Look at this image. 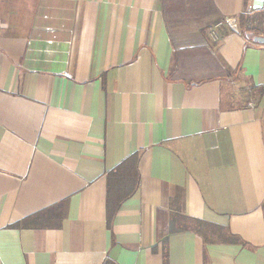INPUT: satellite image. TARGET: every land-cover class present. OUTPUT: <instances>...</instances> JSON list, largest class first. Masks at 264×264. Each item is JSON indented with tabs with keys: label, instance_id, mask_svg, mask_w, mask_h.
Masks as SVG:
<instances>
[{
	"label": "crops",
	"instance_id": "0c3cea01",
	"mask_svg": "<svg viewBox=\"0 0 264 264\" xmlns=\"http://www.w3.org/2000/svg\"><path fill=\"white\" fill-rule=\"evenodd\" d=\"M247 2L0 16V264H264V21L240 28L264 8ZM134 153L108 225L106 172ZM177 209L206 224L170 232Z\"/></svg>",
	"mask_w": 264,
	"mask_h": 264
},
{
	"label": "trees",
	"instance_id": "16d2710c",
	"mask_svg": "<svg viewBox=\"0 0 264 264\" xmlns=\"http://www.w3.org/2000/svg\"><path fill=\"white\" fill-rule=\"evenodd\" d=\"M248 0H246V3ZM256 16L254 19L252 16ZM240 28L242 32L250 31L244 30L243 25L249 26L250 20H253V24L256 21L261 20V25L264 21V11L255 12L252 15H243L240 16ZM256 24H254L255 26ZM138 154L134 153L121 162H119L113 169L106 172V212H107V224L117 211L118 207L128 197L132 196L138 188V170H137ZM261 207L264 211V199L261 203ZM175 215H172L170 222V232L184 231L186 229H193L195 225H203L206 222L189 218L184 214H181V210H175ZM183 220L186 223L180 226H176L175 222Z\"/></svg>",
	"mask_w": 264,
	"mask_h": 264
},
{
	"label": "rangeland",
	"instance_id": "374dc122",
	"mask_svg": "<svg viewBox=\"0 0 264 264\" xmlns=\"http://www.w3.org/2000/svg\"><path fill=\"white\" fill-rule=\"evenodd\" d=\"M26 2V3H25ZM0 0V16L1 17H17L19 14H23V15H28V12L29 10L31 9V4H32V0ZM3 3H5L7 6L5 7H1V6H4ZM11 3H15L17 5H13V6H10L8 4H11ZM22 3V5H21ZM25 4H28V6H25ZM9 12H14V14L10 15L8 14ZM254 19L256 18V16H252ZM250 24L249 26H246V25H243V28L244 30H254V28H257L259 27L260 23H261V20L260 21H256V24L254 26L253 24V20H250ZM215 22H212L210 24L207 25V32H208V27L213 25ZM260 29V28H259Z\"/></svg>",
	"mask_w": 264,
	"mask_h": 264
},
{
	"label": "built area",
	"instance_id": "2783aa9c",
	"mask_svg": "<svg viewBox=\"0 0 264 264\" xmlns=\"http://www.w3.org/2000/svg\"><path fill=\"white\" fill-rule=\"evenodd\" d=\"M222 22H216L213 25L208 27V35L212 41H218L220 35L218 33V28L221 26Z\"/></svg>",
	"mask_w": 264,
	"mask_h": 264
},
{
	"label": "water",
	"instance_id": "95a60500",
	"mask_svg": "<svg viewBox=\"0 0 264 264\" xmlns=\"http://www.w3.org/2000/svg\"><path fill=\"white\" fill-rule=\"evenodd\" d=\"M251 8L253 10L263 9L264 8V0H252ZM253 40L264 42V37L263 36H254Z\"/></svg>",
	"mask_w": 264,
	"mask_h": 264
}]
</instances>
